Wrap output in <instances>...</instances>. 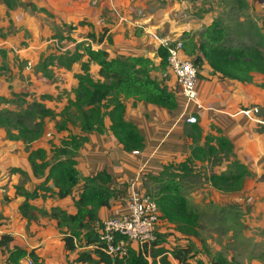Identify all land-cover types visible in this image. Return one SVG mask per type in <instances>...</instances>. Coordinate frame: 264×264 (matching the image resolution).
Returning <instances> with one entry per match:
<instances>
[{
  "label": "crops",
  "instance_id": "obj_1",
  "mask_svg": "<svg viewBox=\"0 0 264 264\" xmlns=\"http://www.w3.org/2000/svg\"><path fill=\"white\" fill-rule=\"evenodd\" d=\"M47 1L48 4L45 7L47 13L62 22H65L67 11L71 8L74 9L73 5L71 7L68 5V1L73 3V0ZM245 1L250 3L249 6H253L249 9L250 11L264 12L263 0ZM76 2L81 3L80 9L84 12V16L95 26L98 20L103 23V18L109 19V22H111V25L104 27L107 29V33L103 42L99 46H93L94 48L104 49L108 52L110 58L124 59L128 56H144L151 59L154 64L159 63L156 54L157 45L149 38V33L156 34L159 37L172 36L178 39H181L179 34L188 33L194 37L195 43H198L199 33L215 19L214 13L211 12V9L208 11L205 4L202 5L204 8L202 11L191 9L193 13L196 10L199 11L195 14L196 16L194 15L195 17L192 15L186 17L183 9L188 5L187 0H76ZM196 3L195 6H198V1ZM96 4L98 6H95ZM102 29L103 27H100L99 31L97 29L94 31L99 34ZM138 30H140L139 36L137 35ZM263 31L264 28L260 30L262 34ZM109 37L112 39V43L108 41ZM198 68L199 77L195 90L197 99L202 103V106L200 109L193 107L191 112L197 117V124H186L184 118H182V114L185 113V105L182 108V99L174 77L170 75L163 78L156 75L155 77L160 86L165 87L169 93L174 95L176 99L174 109L167 110L132 100L124 102L125 120L135 125L143 138V149L141 151L137 153L124 152L109 131V121L107 119L104 123L105 129L102 132L84 135L86 141L74 158L79 184L82 185L85 179L95 178L102 174L107 176L108 183L106 186L115 193L110 207L100 208L97 212V221L92 224V228L96 232L99 223L103 220L125 214L130 182L134 181L140 191L143 192L142 186L146 176L157 175L162 171L163 166L179 163L187 157L193 127L203 132L215 129L231 143L235 159L246 167L252 179V186L249 193V190L246 189L245 195L243 194L244 197L232 195L229 198L239 205L242 204L241 208L243 210L253 204L255 212L260 213L262 219H264V123L258 122L263 119L258 115L244 113V111L254 108L261 109L264 112V90L259 87V84L263 82H256L255 76L259 74L253 75L251 83L232 79H219L205 62L201 63ZM152 77L154 78V74ZM22 144V142L16 143L13 146V151H17L16 154L13 155V158L11 156L8 158L13 161L10 166L24 171L29 177L27 181L34 182L32 186H29L30 188H27L28 184L26 186V190L32 192L35 186L42 182V177L33 175L27 163L28 154L25 153V145ZM35 144L36 141L30 143L31 150L39 147L47 151L49 149V147L44 146L37 147ZM2 155V158H4V156L10 154L5 152ZM1 165L0 160V168ZM5 166L4 168H6ZM16 177H19V175L16 174ZM35 179L39 180L35 182ZM78 192L75 191L64 199H58L52 192L38 194L35 199L28 202L29 206L32 207L30 212L32 216L29 218L21 216L19 212L24 197L15 195L14 202L16 212L20 216V219H18L20 228H17L15 233L0 229V234L8 233L15 238L10 244V248L17 245L28 251L34 250L40 258H43L45 250L52 248L50 244L54 242L53 240L61 236L56 220L50 218L48 214L53 209H59L67 214H74ZM213 194L212 202L215 204V209L221 204V199L219 200L217 193L213 192ZM227 204L230 203L227 202ZM34 213H36L35 216ZM224 213L226 211L224 212L223 209L220 211L216 209V212H212L210 215L206 213L208 216L201 217L197 228L200 239L205 241V237H218L222 246L232 243V249L237 250L240 240H247L251 235L249 232H242L239 235L237 229L231 228V220H219V222L214 220L222 218ZM38 214L41 217L36 218ZM4 219H6V216L2 215L0 210V227ZM162 223L171 233L180 236L174 233L175 231L172 230L171 226L165 222ZM221 223L227 226L223 232L217 230L218 224ZM33 226L35 227L33 228ZM227 230L230 231L227 232ZM167 240L169 241V236ZM260 240L264 241L262 237ZM55 241H60V238ZM189 241L197 243V247H195L198 251L197 260H201L205 264L210 263L212 258L222 253L208 247L209 240H207L205 241V243L207 242L206 248L212 253V255L210 254L211 257H207L203 252V254H199L200 244L196 238L190 237ZM258 241L256 240V242ZM220 248L221 246H215V250ZM243 248L246 251L247 245L244 244ZM65 253L68 254L66 251ZM222 254L228 260L233 259L225 256L224 253ZM6 257V253L0 248V264H7Z\"/></svg>",
  "mask_w": 264,
  "mask_h": 264
},
{
  "label": "trees",
  "instance_id": "obj_2",
  "mask_svg": "<svg viewBox=\"0 0 264 264\" xmlns=\"http://www.w3.org/2000/svg\"><path fill=\"white\" fill-rule=\"evenodd\" d=\"M2 1L9 9L14 6L11 5V0ZM233 1L238 6V10L246 7L245 0ZM24 5L25 8L33 6ZM42 11L47 13L45 10ZM49 17L52 16L49 15ZM88 26L92 29L85 38L89 43L81 42L76 46L73 53L56 59L66 69L73 64H80L82 75L76 76L78 83L73 104L81 118V135L62 138L58 144L53 143L48 151L39 147L28 153L27 163L34 176L42 177V182L37 184L32 192L25 191L20 186L19 189L22 191L20 196L24 197V201L19 207V212L23 217L32 216L30 215L32 207L29 206L28 202L42 192H52L58 199H64L75 191H79L75 201L76 212L74 214H67L59 209H53L48 214L57 222L63 249L72 258L70 263L172 264L175 261L177 264H205L203 261L197 260L198 251L189 239L190 237L196 238L204 246H207L204 239H200L197 228L201 217L208 216L209 213L206 215L188 206L184 195L185 186L182 184L183 176L179 177L175 175V171L170 170L175 163L163 166L162 171L157 175L146 176L142 188L144 194L147 195L146 185L149 183L158 185L151 198L155 200L159 209L160 221L171 226L172 230L175 231L173 232L180 236L173 233H157L156 240L149 246H145L143 252L130 248L126 256L122 258H110L99 249L92 247L98 242L97 232L92 228V224L97 221V212L100 208L110 207L115 193L106 186L108 183L106 175L101 174L95 178H88L84 180L82 185L79 184L74 158L86 141L84 135L102 132L105 129L104 123L107 119L109 131L123 151L127 153L139 152L143 149V138L135 125L125 120L124 102L132 100L171 110L176 106V99L165 87L160 86L155 77L156 75L162 77V74L167 70V52L165 49L161 47L156 49L159 58L158 64H154L151 59L144 56H128L124 59L110 58L104 49L93 48L92 45L99 46L103 42L107 29L103 28L99 34H96L92 28V23ZM237 26L240 28V37H242L241 34L245 36L244 30L247 29L248 36L254 44L246 45L241 41L237 44L230 43V33L227 27L215 18L199 33L198 43H195L194 37L188 33L182 34L180 41L183 43L185 55L191 58L197 70H199L198 67L201 63H207L212 73L217 75L219 79L251 83L254 74L264 76V42L260 32L264 28V17L261 19V26L248 17L245 23H239ZM91 64L96 66V77L89 76ZM153 74L154 78L152 77ZM259 87L264 90V82L259 84ZM36 113L37 115L33 117L40 119L39 112L36 111ZM6 120L9 124L15 121L19 132H25L29 135L27 142L36 141L37 135L34 132H37L42 124H35V120L30 115L15 116L8 112L6 113ZM27 121H30L28 126ZM262 121L264 122V119ZM192 129V133L196 134L201 131L196 127ZM26 134L23 136L26 137ZM219 141L222 145L220 154L228 159H234V165L238 172L233 176L212 174L209 181L215 187L222 186L230 180L237 182L246 174L249 175L246 167L235 159L231 143L223 136ZM201 153L203 151L200 149H191V156L185 157L184 160H186H183L181 165H176V169L187 171L185 166L192 163L193 159L198 158L196 154ZM11 171L13 172V169ZM14 171L29 179L24 171L20 169ZM231 208L228 206L225 209L228 214L232 213ZM168 236L169 241L167 240ZM14 240L15 238L11 234H0V248L7 255V264H22L28 259L32 262L31 264H42V259L34 250L28 251L17 245L10 248V244ZM165 245L169 248V257L165 254ZM147 257L151 261H148ZM208 264L241 263L228 260L221 253L212 258Z\"/></svg>",
  "mask_w": 264,
  "mask_h": 264
},
{
  "label": "rangeland",
  "instance_id": "obj_3",
  "mask_svg": "<svg viewBox=\"0 0 264 264\" xmlns=\"http://www.w3.org/2000/svg\"><path fill=\"white\" fill-rule=\"evenodd\" d=\"M187 1L189 6L187 5L183 9L186 17L194 16L199 11H202L204 9L202 5L205 4L207 5L206 9L208 11L211 9L214 17L227 27L230 33V43L237 44L241 41L246 45L254 44L253 40L248 36L247 29L244 30L245 36L241 34L242 37H240V28L237 26L239 23H245L247 17L253 19L257 25L261 26L264 12L250 11L249 9L253 8V6H249V2L245 1L246 7L238 10V6L233 0ZM197 1L198 6H195ZM10 3L14 6L9 9L0 0V160L2 163L0 168V210L1 214L6 216L0 229L10 230L15 233V230L20 228L18 222L20 216L16 212L14 196L21 195L20 186L27 191V184V188H30L29 186H32L34 182L27 181L20 173L15 172L14 170H17V168L10 166L13 161L8 157L11 156L13 158V155L16 154L17 151H13V146L16 143L22 142V145H25L24 149L27 154L32 146L27 142L29 135L25 132H19L15 121L11 124L6 122V113L10 112L15 116L28 114L35 120V124H42L38 131L34 132L37 135L35 144L37 147H50L53 143L58 144L62 138L81 135V118L73 104L78 83L76 76L82 75L80 64H73L66 69L56 59L66 57L68 53H73L76 46L81 42L89 43L85 38L86 35L91 33L92 29L88 26L90 20L84 16V12L80 9L81 3L76 2V0H73V3L68 1L69 7L73 5L74 9L71 8L67 11L65 22L55 19L54 16L49 17L48 13L42 11L48 12L45 8L48 4L47 0H11ZM22 3L33 6L25 8ZM95 6L98 5L96 4ZM191 9H198L199 11L196 10L193 13ZM81 21L82 24H80ZM103 21L101 23L98 20L96 26L92 23L93 30L97 29L99 31L100 27L104 28L111 25L109 19L103 18ZM262 35L264 42V31ZM179 36L181 37L182 33ZM108 39L112 43V39L110 37ZM92 45L95 46V44ZM89 76L96 77V66L94 64L90 65ZM198 77L199 75L197 76V81ZM255 78L257 83L264 82V76L256 75ZM184 105L185 102L182 100V108ZM193 107L192 104H188L185 112H192ZM36 111L39 112L40 119L33 117L37 115ZM258 111L257 115L264 119V112L261 109H258ZM29 122L27 121V126ZM24 134L27 136L24 137ZM221 137L220 133L215 129L207 132L200 131L198 134L191 133V143L187 156H191V149H200L203 153L196 154L198 158L193 159L192 163L185 166L187 171L176 169L175 167L176 165H181L180 163L184 159L179 163H175L170 170L175 171V175L179 177L183 176L184 195L189 207L210 215L212 212H216V209L218 211L223 209L225 212V209L231 206V214L226 212L224 213L225 217L214 220L218 222L219 220H231V228L237 229L239 235L242 232H249L251 235L247 240H240L237 250L232 249V243L222 246L220 238H213L212 236L210 238L205 237V241L209 240L208 247L214 251L224 253L225 256L233 258L232 260L241 264H264V241L260 240L261 237L264 240V219H262L260 213L255 212L253 204L243 210L241 208L242 204L239 205L229 198L232 195L244 197L246 189L249 190V193L252 186L251 177L246 174L237 182L230 180L228 183L218 187L213 186L209 181L212 174L233 176L238 172L234 165L235 160L232 158L228 159L220 154L222 145L219 139ZM5 152H9L10 155L2 158V154ZM11 169H13V172ZM16 174L19 177H16ZM37 180L39 179H35V182ZM146 187L148 190L147 195L151 197L158 185L149 183ZM243 190L244 192L242 193ZM213 192L219 195H217L219 200L221 199V204L215 209V204L212 202ZM227 202L230 204H227ZM39 217H41L40 214L36 218ZM226 227V224L221 223L218 224L217 230L223 232ZM157 229L161 234L171 233L162 221L159 222ZM59 238L57 237V239L53 240L54 242L50 244L52 247L50 250H45L43 258H41L42 264H72L70 263L72 259L70 254H66L64 250L62 252V242L55 241L59 240ZM256 240L259 241L256 242ZM198 243L200 244L199 248L202 250L199 249V254L205 253L207 257H211L212 253L207 250L206 245L204 246L200 240H198ZM193 244L197 247V243L194 242ZM244 244L247 245L246 251L243 248ZM216 245L221 246V248L215 250ZM239 247L241 248L239 249ZM172 264L174 263L172 262Z\"/></svg>",
  "mask_w": 264,
  "mask_h": 264
},
{
  "label": "built area",
  "instance_id": "obj_4",
  "mask_svg": "<svg viewBox=\"0 0 264 264\" xmlns=\"http://www.w3.org/2000/svg\"><path fill=\"white\" fill-rule=\"evenodd\" d=\"M149 38L157 47L167 52L168 67L162 77L167 78L170 75L174 77L180 97L185 102V111L188 104L200 109L202 103L198 101L195 90L198 70L191 58L185 55L182 41L170 36L159 37L153 33H149ZM258 112L257 108L244 111L247 115L250 113L257 115ZM182 118L186 124L197 123V117L191 112L183 113ZM258 122L264 123L262 120ZM159 222L160 213L155 200L141 192L132 181L129 184L125 214L100 222L97 227L98 242L92 247L99 249L110 258H122L130 248L143 252V248L154 242L157 233H160L157 229ZM165 248V254L169 257V248L167 246ZM147 259L151 261L149 257ZM31 263L29 259L23 261V264ZM173 263L177 264L175 261Z\"/></svg>",
  "mask_w": 264,
  "mask_h": 264
},
{
  "label": "water",
  "instance_id": "obj_5",
  "mask_svg": "<svg viewBox=\"0 0 264 264\" xmlns=\"http://www.w3.org/2000/svg\"><path fill=\"white\" fill-rule=\"evenodd\" d=\"M139 34H140V30L137 31V35H138V36H139ZM22 263H23V262H22Z\"/></svg>",
  "mask_w": 264,
  "mask_h": 264
},
{
  "label": "clouds",
  "instance_id": "obj_6",
  "mask_svg": "<svg viewBox=\"0 0 264 264\" xmlns=\"http://www.w3.org/2000/svg\"><path fill=\"white\" fill-rule=\"evenodd\" d=\"M23 264V263H22Z\"/></svg>",
  "mask_w": 264,
  "mask_h": 264
}]
</instances>
